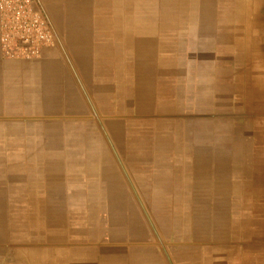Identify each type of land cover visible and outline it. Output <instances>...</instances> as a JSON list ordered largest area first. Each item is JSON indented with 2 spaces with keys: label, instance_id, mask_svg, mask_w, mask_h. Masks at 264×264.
I'll use <instances>...</instances> for the list:
<instances>
[{
  "label": "crops",
  "instance_id": "0c3cea01",
  "mask_svg": "<svg viewBox=\"0 0 264 264\" xmlns=\"http://www.w3.org/2000/svg\"><path fill=\"white\" fill-rule=\"evenodd\" d=\"M36 1L56 40L37 59L0 55V264H264L257 0ZM115 49L154 103L123 151L102 136L117 168L98 169L67 127L65 53L81 74Z\"/></svg>",
  "mask_w": 264,
  "mask_h": 264
},
{
  "label": "rangeland",
  "instance_id": "374dc122",
  "mask_svg": "<svg viewBox=\"0 0 264 264\" xmlns=\"http://www.w3.org/2000/svg\"><path fill=\"white\" fill-rule=\"evenodd\" d=\"M256 6L258 23H264V0H257ZM48 26L54 42L57 38V33L54 28H52V25L50 27L48 23ZM56 48L58 54L61 55L62 51H60L56 45H53V52L56 51ZM116 54L115 49L112 60L107 64L100 62L92 64L87 61L76 63V66L80 68L81 74L76 70L73 62L71 63V57L66 53V62H64L66 77L65 102L67 104L65 115L78 120L75 121V126L67 127L73 128L74 131L78 130L82 136L81 143L74 147H80L81 150H85L86 146H90L89 144L91 143L94 144L96 148L97 167L103 166L104 163V165H106L107 163V169L108 167H110V169L111 167L116 169L117 164L115 162V155L113 156L110 148L104 142V139H102V136L104 134L112 136L114 140L113 146H117L118 152L123 151L122 146L124 145L123 140L125 135H136L139 131L142 132L146 129L144 127L135 126L137 124V118L140 114H143L144 109H148L147 107L149 104L154 103L152 91L148 92L147 96L137 94V89L142 88L144 84H146V81L151 84V79L125 78V74H129L131 71H124L122 68L124 64L120 60V56H115ZM144 57H146V59L150 58L149 56L141 54V61H143ZM83 58L85 59L87 57H81V59ZM131 64L132 66L134 65L133 68L137 65L136 62H134V64L129 63V67ZM139 65L143 66L144 63L140 62ZM134 71L132 75H136L138 72L136 70ZM140 73L142 75V72ZM159 84L160 83L157 82V85ZM163 92L168 94L167 89ZM160 101V98L156 96L155 103H157V106H160ZM72 106H74L75 110L72 109ZM148 112L152 113L153 111L151 110ZM168 112L169 110L161 113L166 114ZM77 122H79V124H76ZM147 129L151 131V128ZM69 145L73 147L71 143H69ZM98 169H100V167H98ZM130 170L135 171L136 168L130 167ZM148 177L149 176L146 174H131L129 180L134 183L147 182ZM119 178H121L119 173H115V175L107 177V180L116 181ZM142 193L147 201L149 198L148 191L145 190V192Z\"/></svg>",
  "mask_w": 264,
  "mask_h": 264
},
{
  "label": "built area",
  "instance_id": "2783aa9c",
  "mask_svg": "<svg viewBox=\"0 0 264 264\" xmlns=\"http://www.w3.org/2000/svg\"><path fill=\"white\" fill-rule=\"evenodd\" d=\"M53 43L49 26L36 0H0V55L37 59Z\"/></svg>",
  "mask_w": 264,
  "mask_h": 264
}]
</instances>
